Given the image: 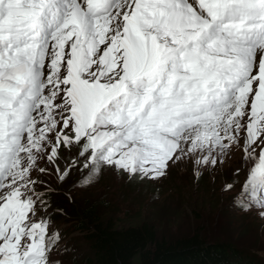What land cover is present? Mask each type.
<instances>
[{
    "label": "snow or ice",
    "instance_id": "1",
    "mask_svg": "<svg viewBox=\"0 0 264 264\" xmlns=\"http://www.w3.org/2000/svg\"><path fill=\"white\" fill-rule=\"evenodd\" d=\"M237 155L222 191L264 218V0H0V264H65L73 171Z\"/></svg>",
    "mask_w": 264,
    "mask_h": 264
},
{
    "label": "rangeland",
    "instance_id": "2",
    "mask_svg": "<svg viewBox=\"0 0 264 264\" xmlns=\"http://www.w3.org/2000/svg\"><path fill=\"white\" fill-rule=\"evenodd\" d=\"M237 163L238 155L216 172L204 173L198 178H194L190 164L178 163L166 178L158 181L129 179L105 170L89 185L79 184L76 188L73 186L76 181H72L70 187L75 189L74 195L88 189V194L103 197L121 219L140 213L141 218L154 224L158 235L175 236L197 228L208 240H230L238 246L258 250L257 255L264 259V218L255 211L242 212L233 207L239 184L235 192L222 191L226 181L234 180L232 170ZM244 178L242 171L238 179ZM62 234L67 246L74 248L62 257L65 264H70L69 256L75 254L79 259L85 243L75 232Z\"/></svg>",
    "mask_w": 264,
    "mask_h": 264
},
{
    "label": "trees",
    "instance_id": "3",
    "mask_svg": "<svg viewBox=\"0 0 264 264\" xmlns=\"http://www.w3.org/2000/svg\"><path fill=\"white\" fill-rule=\"evenodd\" d=\"M72 177L73 186L80 187V173L73 171ZM70 185L65 188L72 199H66V191L57 192L54 202L64 211L52 214L62 232H75L85 243L79 259L69 256L70 264H264L258 250L230 240H208L197 228L175 236L158 235L140 213L121 219L103 197L88 194V189L74 195Z\"/></svg>",
    "mask_w": 264,
    "mask_h": 264
},
{
    "label": "clouds",
    "instance_id": "4",
    "mask_svg": "<svg viewBox=\"0 0 264 264\" xmlns=\"http://www.w3.org/2000/svg\"><path fill=\"white\" fill-rule=\"evenodd\" d=\"M58 228H60V227H58ZM67 234H68V232H67ZM70 249L72 248V246L70 245V247H69Z\"/></svg>",
    "mask_w": 264,
    "mask_h": 264
}]
</instances>
